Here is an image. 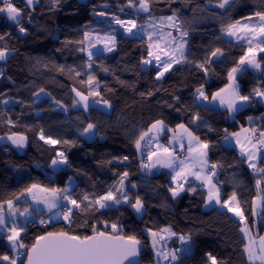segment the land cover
<instances>
[{
  "label": "trees",
  "instance_id": "trees-1",
  "mask_svg": "<svg viewBox=\"0 0 264 264\" xmlns=\"http://www.w3.org/2000/svg\"><path fill=\"white\" fill-rule=\"evenodd\" d=\"M14 4L22 10L19 24L0 14V49L10 52L0 72V137L21 135L26 137V143L22 153L8 144L0 145V201L14 199L33 183L65 188L70 181L68 189L74 199L79 202L85 194L89 197L81 204L83 211H73L71 224L63 218L43 226L27 224L22 242L31 246L37 236L61 229L81 236L92 235L93 226L110 232L104 226L116 223L121 234L135 235L141 241L140 264H154L144 231L170 227L176 237L191 236V253L179 257L174 264H211L208 254L215 256L218 264H248L244 241L229 236L220 224L211 222L219 219L233 226L226 217L216 214V207L205 210L206 188L187 182L185 190L173 197L169 191L175 187L172 175L163 169H141L134 141L157 120H163L168 129L183 123L209 145L207 160L217 165L213 181L221 199L227 200L235 192L252 234H264V207L260 206L253 215V201L264 190V180L259 189L256 181L264 173H254L235 148L222 143L226 135L247 127L249 117L250 128L259 125L264 131V102L252 95L254 88L264 90V53L257 54L260 72L247 69L236 77L241 95L251 96L245 108L233 114L225 110L219 115L206 113L196 99L197 88L202 87L210 100L225 87L228 72L247 51L244 42L224 38L222 28L264 11V0H231L225 9L217 7V0H150L149 12L138 6L128 7V0H88L86 6L77 5L75 0H34L31 7L24 0H15ZM122 11L124 15L120 14ZM173 13L179 28L174 27V31L179 36L182 31L188 32L183 37L186 59L173 64L158 80V68L142 63L149 53L146 40L123 37L110 20L115 16H136L137 22L150 23ZM21 26L27 31L20 32ZM86 31L115 36L114 50L89 61L86 45L76 43L84 39ZM81 47L85 51H80ZM216 48L222 49L223 55L212 58V63L206 65L209 71L198 68ZM89 76L95 78L93 85L98 84V88H90ZM73 89L85 95L89 91L99 95L89 96L88 102L93 106L89 104L85 110L73 106L77 100ZM37 93L46 97L36 100ZM105 100L111 105L109 112L95 106V101ZM56 104L66 112L56 109ZM197 114L199 119L193 122ZM88 123L96 125V137L91 141L82 138ZM41 131L46 138L61 142L45 143L40 139ZM170 133L166 130L163 136ZM65 140L69 143L64 144ZM57 152H63L71 166L63 165L53 173L50 165ZM180 153L186 155L184 149L177 151ZM125 156L127 161L123 160ZM258 167H264V159H259ZM125 171L129 173L124 182L129 203L88 207L91 200L104 195L111 186H118ZM190 188L196 191L191 192ZM136 197L143 202L140 218L131 206ZM5 237L0 235V256L14 258ZM178 243L177 238L169 242L175 248Z\"/></svg>",
  "mask_w": 264,
  "mask_h": 264
},
{
  "label": "snow or ice",
  "instance_id": "snow-or-ice-1",
  "mask_svg": "<svg viewBox=\"0 0 264 264\" xmlns=\"http://www.w3.org/2000/svg\"><path fill=\"white\" fill-rule=\"evenodd\" d=\"M34 0H26V4L31 7ZM231 3V0H217V7L225 9ZM150 0H128V7H137L143 12L150 11ZM0 13H6L7 18L20 23V18L22 15V10L17 8L13 3V0H0ZM103 15V13H100ZM255 18H258L254 20ZM253 16L245 18V22L240 20L234 23H229L226 27L222 28L228 36L236 37L237 40L246 41L248 48L246 53L240 57L237 65L230 69L227 74L229 83L215 92L211 99L212 101H219L221 106L227 108L229 113H233L239 110V105L242 103H247L251 100V96L241 95L239 90V85L236 83V74L243 70L244 65H249L256 69L261 68V64L257 60V52L264 53V11H257ZM115 23L120 24L125 28V31L129 34L132 33L133 28L136 27L134 20L124 21L119 17H114ZM177 17L173 13L172 16L162 18V21H167L169 27H177L175 21ZM19 31L24 33L27 30L21 26ZM91 33L85 32L84 39L77 41L81 45H84L86 41L91 40ZM171 37V33L167 34ZM188 35L187 31L181 32V40L183 37ZM3 39V37H0ZM163 40L164 37H161ZM149 40H152V34H149ZM176 38L171 37V40L166 41L164 47L161 48L160 43H150L149 44V56L153 57L159 66V71L157 72V79L161 78L165 72H168L173 64H178L182 60H185L184 47L186 42L175 43ZM104 43L105 51H112L115 48L116 40L115 36L107 34L103 37L97 36L95 43H89L88 48L95 47L96 43ZM80 51H85L84 47L79 49ZM161 54H163L166 59L161 61ZM8 55L7 49H0V61L6 59ZM94 53L88 51L89 61L92 60ZM223 55V51L220 48L210 52V55L206 56L205 61L197 65L198 68L208 72L209 69L206 65L212 63V58H219ZM144 64H151V60L142 61ZM91 67V64L88 65ZM107 71V69H104ZM79 75V73H77ZM94 77L89 76L87 83L91 87H99L98 84L93 85ZM41 92L44 90L41 89ZM79 100L73 102L75 107L77 104H82L83 108L87 110L90 105L88 103L89 96H98V92L89 91L88 95L73 89ZM37 95H39L37 93ZM252 95L264 98V90L261 88H254ZM196 98L208 100V96L205 95L202 87L196 89ZM2 103L7 104V100H3ZM56 103H59L57 101ZM95 103H100V101H95ZM103 104L107 107H111L108 101H103ZM195 119H199L197 114ZM249 121L252 117L248 118ZM11 124L12 121L8 120ZM96 125L88 123L87 127L84 128V133H91L95 129ZM171 131L172 137L165 145L159 142V134L164 131ZM225 132L227 130L225 129ZM241 132L251 133V135H246L244 137L245 143H241L239 137L240 133H232V136L237 137V143L240 144L241 155L246 156L248 160V166L253 170L254 173H264V167H257L254 162L259 158L261 149H264V131L259 133V139L253 143V138L256 135L257 129H247L242 128ZM3 139V137H0ZM8 139L16 145L17 147H23L25 144L26 137L17 136L13 134L8 136ZM40 139L44 140L47 144H58L61 141L52 139L51 137H45L43 131H41ZM228 139V136H225ZM185 140L187 141V155L181 158L176 151L175 145L178 144L179 148L183 150L185 148ZM64 144H68L69 141H63ZM150 147L147 152L146 160L141 161V169H152L157 166L162 168H168L172 170V181L176 184L175 187H170L169 191L173 197L179 196L182 191H184V184L181 181H187L188 177H195L196 180H200L204 186L207 187V201L211 203L215 201L220 204L221 207L227 209L228 212L233 213L235 216L239 217L240 221L244 223V227L240 230L248 238V243L244 247V251L247 254L248 261L250 264H264V236L259 237V244L251 235V229L246 223V217L244 211L241 207L240 201L237 199L236 193L233 192L232 195L227 200L221 199L220 190L216 183L213 182L215 177V169L217 165L212 164L209 168L207 160V149L209 145L206 142L200 140L188 127L183 123L178 124L175 129H168L163 120H157L151 124V126L146 130L142 131L139 137L134 141V146L138 152H142L145 147ZM246 145H251L248 147ZM55 159L51 161L52 166L59 164H64L71 166L65 154L63 152H57ZM129 158L127 156L123 157V160L127 161ZM207 170V171H206ZM129 173L124 172L119 181L118 186L113 185L104 194L90 201L88 207L99 206V208H108L112 204L129 203V197L124 191V182L128 177ZM71 179V178H70ZM264 180V176L256 181L257 188H260L261 182ZM135 187V185H132ZM189 191L195 192V188H190ZM21 197H26L24 204L26 206L21 209L20 205L17 203L20 201ZM29 200L31 203H29ZM89 197L85 194L81 201L78 202L74 199L71 191L65 188L59 187H49L44 186L39 183H33L28 187L24 188L19 195H16L14 199H7L0 201V234L6 233L7 240L15 251L17 249H25L26 251L20 253L26 257V264H138V257L140 256V246L141 241L135 235H124L120 233V227L118 224L113 223L111 225V232L100 231L95 226L92 227V235H77L70 233L67 230L61 229L58 231H48L43 235H39L35 238L34 243L31 246L25 245L22 242L21 234L26 231V226L28 223L33 222L32 217L34 214L40 212L38 208H34L32 205H43L48 213H53L49 219H55V217H62L64 221L69 224L72 223L73 209H78L83 211L81 204L83 201H88ZM67 202V204L64 203ZM261 201V207H264V196H261L258 192L256 200L253 201V215H256L255 206L256 202ZM71 205L72 207H68ZM6 206V207H5ZM132 208L136 210L137 213L141 212L143 209V202L139 197H136L135 202L131 204ZM99 208L97 210H99ZM55 210V211H54ZM20 217H23V221H20ZM41 224H45L46 221L41 219L39 221ZM23 223L24 227L20 224ZM150 236L152 237V247L155 249V255L161 260L169 261L170 264L179 260L178 252H188L190 248L185 249H175V250H165L161 247L157 249V245L160 243L164 237L161 233H167L169 236L177 235L171 230L170 227L160 229L159 231L148 230ZM179 240L182 244H189L191 241V236L180 235ZM17 258H12L8 255L0 256V261H7L8 264H17ZM208 260L211 264H218L215 256L208 254ZM25 264V262H21Z\"/></svg>",
  "mask_w": 264,
  "mask_h": 264
},
{
  "label": "rangeland",
  "instance_id": "rangeland-1",
  "mask_svg": "<svg viewBox=\"0 0 264 264\" xmlns=\"http://www.w3.org/2000/svg\"><path fill=\"white\" fill-rule=\"evenodd\" d=\"M9 20H10V19H9ZM20 20H21V19H20ZM126 20H127V19H126ZM130 20H134V19H130ZM130 20H127V21H130ZM10 21H11L12 23H15V24H16V22H14V21H12V20H10ZM134 21H135V20H134ZM161 21H162V20H159V21H152V22H150V23H149V22H141V23H140V21H139V22L135 21V23H136V27L139 28V29L141 30L142 34H143V35H142V36H143L142 39H145L146 42H147V44H148V48H149V44H150V43H157V42H159L161 48H163L165 42L171 40V37H175V38H176L175 43L184 42L183 38H182V40H181V36H179V33H177V32L174 31V27H169V26H168V22H167L166 20L163 21V22H161ZM111 24H112V23H111ZM112 25H113V24H112ZM113 26L116 27V28H118V29L121 31V35H122V36H123V34H126V33H125V28L122 27L120 24L114 23ZM150 33L152 34V40H151V41L149 40V34H150ZM168 33H171V37H169V36L167 35ZM97 36H99V35H91V40L85 42V45H86V55H87V56H88V51L93 52V53H94L93 56H96V55H98V54L110 53V52H112V51L114 50V49H113V50L110 51V52H109V51H105V50H104V43H103V42H101V43H96V44H95V47L88 48L87 45H88L89 43H95ZM100 37H103V36H100ZM161 37H164V39L162 40ZM223 37L226 38V39H228V40L234 41V42H244V43L248 46V44L246 43V41H243V40H237L236 37L228 36L225 32L223 33ZM140 40H141V39H140ZM149 50H150V49H149ZM258 53H260V52H257V54H258ZM9 54H10V52H8V55H9ZM8 55H7V57H8ZM7 57H6V59H7ZM166 58H167V57H165L163 54H161V61H163V60L166 59ZM6 59L3 60V61H0V72H1L2 64L5 63ZM146 60H151L152 63H151V64H144L143 66L154 65L155 67L158 68V71L160 70V69H159V66H158V62H157L153 57L149 56V54H148ZM247 66H248V68H249L251 71H253V72H255V73L261 71V68H260V69H256V68L251 67V66H249V65H247ZM161 78H162V77H161ZM161 78H159L158 80H160ZM74 93H75V92H74ZM75 95H76V94H75ZM44 97H46L44 94H39V95H36V96H35L36 100H39V99L44 98ZM76 97H77V96H76ZM256 97L259 98V96H256ZM196 99H197V98H196ZM77 100H79V97H77ZM200 100H201V99H197L198 102H200ZM88 103H89L91 106H93V104H91L90 102H88ZM95 106H96L97 108H99L100 110L104 111V112H109V111H110V107L105 106L103 103L95 104ZM95 106H94V107H95ZM76 107H83V106H82V104H77ZM55 108L58 109V110L63 111L64 113L66 112V110H65L63 107H61L60 105H57V104H56V105H55ZM9 136H11V135H9ZM17 136H21V135H17ZM95 137H96L95 129H93L91 133H87V134H85L84 132L82 133V138L85 139V140H87V141H91V140L95 139ZM25 143H26V140H25ZM2 144H8V145H10V146L13 147L18 153H22V152L24 151V148H25V144H24L23 147H17L16 145H14V144L11 142V140L8 139V136H3V139H0V145H2ZM63 165H64V164H59V165H56V166H52V164H51V165H50V170H51L53 173H55V172L58 171ZM71 184H72V182L70 181L69 184H68V187H67V188H69V187L71 186ZM25 199H27V198H26V197H22V198L20 199V201H18V202L23 203V202L25 201ZM257 202H258V201H257ZM29 203H31L30 200H29ZM212 203H214V201H213ZM20 205H21V204H20ZM112 205H114V204H112ZM112 205H111V206H112ZM25 206H26V205H25ZM32 206H33L34 208H38V209L41 208L43 211H46V212H47V210L44 208L43 205H32ZM97 206H98V205H97ZM208 206H209V202H207V204L205 205V208H207ZM214 206H215V205L212 204V206H211V208H210V211L214 208ZM5 207H6V206H5ZM20 207H21V209H23L24 206H20ZM98 207H99V206H98ZM54 211H55V210H54ZM133 211L135 212V215H136L137 218H140V217H141L142 210H141V212L137 213L136 210L133 208ZM47 213H48V212H47ZM53 213H54V212H53ZM216 214H217V215L220 214V216H224V217H226L227 220H228L229 222H231V224H232L233 226H230V225L226 224L224 220H222L223 222H221L219 219H218L219 221H218L217 219H213V220L211 221L212 223H218V224H220V225L222 226V228L224 229V231H225L229 236H234V235L237 236L238 238H240V239H242V240L244 241L245 245L248 243V238H247V237L245 236V234H244L243 232H241V230H240V229H241L242 227H244L245 225H244V223H240V222H239L238 217L235 218V216H234L233 214H232L233 217H231V215L226 214V213H224L223 215H221V214H222L221 212L216 213ZM41 218H42V217H36L35 219H33V217H32V221H33V222H34L35 220H36V221H39ZM58 218H60V217H58ZM36 221H35V222H36ZM33 222H31V223H33ZM31 223H28V224H31ZM20 226H21V224H20ZM104 227H105V228H109L110 232L112 231L111 226L105 225ZM144 232H145V235L148 237V240H149V248H150L151 253H152V255H153L154 264H170L169 261L161 260V259H159L158 257H156V255H155V251H156V250L153 249V247H152V237L150 236L149 231H148L147 229H145ZM0 235H4V236H6L7 234H6V233H2V234H0ZM21 235H22V234H21ZM161 235L164 237V239L161 240L160 243L157 245V249L163 247V248H165V250L171 251V250H175V249H185V248H190V251H188V252H183V251L178 252L177 255H178L179 257L188 256V255L191 253L190 243L187 244V245L182 244V243L180 242V240H179V237H176V236H169L167 233H161ZM251 235H252L253 238L256 239V241H257V245L259 244V237H260V236H264V234H263V235H260V236H256V235L254 236V235L252 234V231H251ZM175 238H177V240H178V242H179L177 248H175V247H173V246H171V245L169 244V242H170L171 240L175 239ZM6 242L9 243L8 240H7ZM15 251H16V250H15ZM15 251L13 250V252H15ZM14 258H15V257H14ZM20 261H21V260H17V263L20 262ZM3 262H4V264H8L7 261H3ZM257 264H259V262H257Z\"/></svg>",
  "mask_w": 264,
  "mask_h": 264
},
{
  "label": "crops",
  "instance_id": "crops-1",
  "mask_svg": "<svg viewBox=\"0 0 264 264\" xmlns=\"http://www.w3.org/2000/svg\"><path fill=\"white\" fill-rule=\"evenodd\" d=\"M24 1H26V0H24ZM3 15L6 16V18H7V14H6V13H3ZM20 19H21V18H20ZM254 20H256V19H254ZM242 22H245V21H242ZM183 40H184V38H183ZM184 42H185V41H184ZM153 66H154V65H153ZM145 67H146V66H145ZM247 69L250 70V69L248 68L247 65H244V66H243V70H242L241 72H243V71H245V70H247ZM241 72H238V73L236 74V77H237ZM228 83H229V82H228ZM236 83H237V82H236ZM257 99H258V101L261 102V103L264 102V98L259 97V98H257ZM199 103H200V106L203 108V110H204L206 113H213V114H218V115H219V113H220L221 111H223V110H225V111L228 112L227 108L224 107V106H221V105L219 104V101H218V100H217V101H212V99H210V100H203V99H201ZM98 104H99V103H98ZM245 104H246V103H242V104H240V105H239V110L245 108ZM233 113H234V112H233ZM233 113H231V114H233ZM251 123H252V120L249 121V125H250ZM249 125H248L247 127H245V128H247V129H251V128L249 127ZM241 129H242V128H241ZM241 129H240L239 131H237L236 133H240V137H239V139H240L241 143H245V144H246V141L244 140V137H245L246 135H251V133H243V132H241ZM227 136H228V139L226 140V139L224 138V140H223V142H222L223 145H225V146H227V147H233V148H235V149L239 152L240 156H242V155H241L240 144L237 143V137L232 136L231 134H230V135H227ZM171 137H172V133H170V134L165 138V136H163V132H162V133L159 134V142H160V143H163V144H165V145H167V144H168V141L171 139ZM246 146L251 147V145H246ZM150 147H154V144H153V145H150L149 147H145L144 149H142V152H138V151H137V154H138V156H139V158H140L141 161L144 160V162H147L146 157H147V152L149 151V148H150ZM175 147H179V145L176 144ZM184 150H185V153H186V155H187V141H186V140H185V148H184ZM242 157L244 158V160H245V162H246V165L248 166V163H249V162H248V160H247V157H246V156H242ZM259 159H260V158H258L256 161H254V162L257 164V167H258ZM248 168H249V166H248ZM152 169H163V170H167L171 175H173L172 170H171V169H168V168H162V167L157 166L156 168H152ZM250 169H251V168H250ZM206 171H207V170H206ZM187 182L194 183V184H198V185H200V186H203V187L206 188V190H207V187L204 186L200 180H196L195 177H191V176H190V177H188L187 181H181V183H183V184H184V183H187ZM213 182H214V181H213ZM173 184L176 186V184H175L174 182H173ZM207 191H208V190H207ZM220 194H221V193H220ZM261 196H264V190H263ZM254 200H256V198H255ZM212 202H213V201H212ZM212 202L209 203V206L205 209L207 212L210 211V208H211V206H212V204H213V205H215L214 207H216V208H214V209H216L217 212H221V213H222L221 215H223L224 213H226V214L231 215V217H233V215H234L233 213L228 212L226 208L221 207V205H220V204H217L215 201H214V203H212ZM64 203H66V201H64ZM260 205H261V201L256 202L255 210H257V209L260 207ZM20 206H25L24 202L21 203ZM253 207H254V205H253ZM40 210H41L40 212L34 214L33 219H35L36 217H39V216H41L42 218L46 217V218L49 219L50 216H53V215H54V213H47L46 211H43L41 208H40ZM212 210H213V209H212ZM38 214H40V215H38ZM232 214H233V215H232ZM234 216H235V215H234ZM236 217H237V216H235V218H236ZM19 219H20V221H23L24 218H23V217H20ZM57 219H59L58 216L55 217V219H51V221H52V220H57ZM49 220H50V219H49ZM238 220H239L240 223H242V222L240 221L239 217H238ZM35 221H36V220H35ZM35 221H34V222H35ZM22 226H24L23 223H21V227H22ZM6 241H7V240H6ZM6 241H5V242H6ZM6 243H7V242H6ZM7 245H8V247L13 251L11 244H10V243H7ZM244 252H245V251H244ZM245 255H246V258H247V254H246V253H245ZM14 257H15V256H14ZM247 262H248V264H250V262L248 261V258H247ZM18 263H19V262H18Z\"/></svg>",
  "mask_w": 264,
  "mask_h": 264
},
{
  "label": "built area",
  "instance_id": "built-area-1",
  "mask_svg": "<svg viewBox=\"0 0 264 264\" xmlns=\"http://www.w3.org/2000/svg\"><path fill=\"white\" fill-rule=\"evenodd\" d=\"M15 2V0H13V3ZM0 14H3V13H0ZM120 14H125L123 11L122 12H120ZM115 17H119L121 20H124V21H127V20H130V19H134L135 21H137V17L135 16V17H127V18H122L121 16H115ZM114 18V17H113ZM113 18H111V23L114 25V23H115V20L113 19ZM127 19V20H126ZM125 33L126 34H123V37H125V38H127V39H135V40H140V39H142V32H141V30L139 29V28H137V27H135V28H133V30H132V33L131 34H129V33H127L126 31H125ZM252 128H255V129H257V132H256V135H255V137L253 138V143H255L256 142V140L257 139H259V133L261 132V130H260V127H259V125H252ZM251 128V129H252ZM176 151H181V149L179 148V147H176ZM180 157H183L184 156V153H180V155H179ZM259 157L260 158H262V159H264V149H261V153L259 154ZM213 163H208V165H209V168H210V166L212 165ZM216 170H217V167H216V169H215V172H216ZM68 207H72L71 205H67ZM73 211H77V209H73ZM59 217V216H58ZM60 218H62V217H60ZM42 219H44L45 221H46V223L45 224H41L39 221L41 220H39L38 222H37V225H41V226H43V225H46L47 223H49L50 222V220L48 219V218H42ZM5 239L7 240V235H6V237H5ZM26 250L25 249H17L15 252H14V256H15V258H17L18 256H19V258L17 259V260H23L24 259V257L25 256H23V255H19L20 253H23V252H25Z\"/></svg>",
  "mask_w": 264,
  "mask_h": 264
},
{
  "label": "water",
  "instance_id": "water-1",
  "mask_svg": "<svg viewBox=\"0 0 264 264\" xmlns=\"http://www.w3.org/2000/svg\"><path fill=\"white\" fill-rule=\"evenodd\" d=\"M75 1H76L77 5H79V6H86L87 2H88V0H75ZM142 249H143V245L141 244V246H140V256L137 258L138 259V264H140V257H141ZM23 262H25V264H26V257L23 260Z\"/></svg>",
  "mask_w": 264,
  "mask_h": 264
},
{
  "label": "bare ground",
  "instance_id": "bare-ground-1",
  "mask_svg": "<svg viewBox=\"0 0 264 264\" xmlns=\"http://www.w3.org/2000/svg\"><path fill=\"white\" fill-rule=\"evenodd\" d=\"M65 204H67V203H65ZM45 218V217H44ZM42 219V218H41ZM51 221V220H50ZM38 221H36L35 223H37ZM32 224V223H31ZM6 240V239H5ZM24 259H25V257H24Z\"/></svg>",
  "mask_w": 264,
  "mask_h": 264
}]
</instances>
